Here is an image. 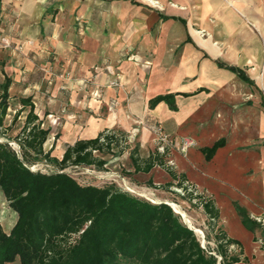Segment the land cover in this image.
<instances>
[{"label": "crops", "instance_id": "crops-1", "mask_svg": "<svg viewBox=\"0 0 264 264\" xmlns=\"http://www.w3.org/2000/svg\"><path fill=\"white\" fill-rule=\"evenodd\" d=\"M3 35L9 98L30 97L45 127L59 119L61 156L76 140L138 123L145 138L154 123L174 141L191 138L184 151L167 148L171 166L213 199L218 225L241 243L232 264H264L251 217L264 216V0H0ZM164 94L174 109L150 105ZM219 139L206 158L201 148Z\"/></svg>", "mask_w": 264, "mask_h": 264}, {"label": "trees", "instance_id": "trees-1", "mask_svg": "<svg viewBox=\"0 0 264 264\" xmlns=\"http://www.w3.org/2000/svg\"><path fill=\"white\" fill-rule=\"evenodd\" d=\"M219 64L248 80L239 68ZM8 87L6 80L0 94V125L9 107ZM159 101L175 108L171 94L154 97L150 105ZM19 103L21 111L26 110L17 136L21 157L0 142V190L17 215L8 232L0 227V264H232L241 260L239 253L229 252L231 245L240 247L241 243L218 225L219 210L212 198L193 196L210 221L214 248L202 244L168 204L151 203L112 184H81L64 171L68 165L102 168L106 161L94 153L110 148L115 141L111 132L76 140L60 158L51 157L43 146L49 127L41 125L30 97H21ZM223 143L219 139L201 151L210 158ZM166 157L167 150H154L141 165L130 155L134 172H148L157 164L174 180L165 187L184 189L191 198L193 190L188 191L185 174L177 173ZM38 158L57 170L29 169L28 164ZM243 222L248 224L246 218Z\"/></svg>", "mask_w": 264, "mask_h": 264}, {"label": "rangeland", "instance_id": "rangeland-1", "mask_svg": "<svg viewBox=\"0 0 264 264\" xmlns=\"http://www.w3.org/2000/svg\"><path fill=\"white\" fill-rule=\"evenodd\" d=\"M3 36L10 40L8 36ZM10 47L0 46V49H8ZM3 73V69L0 67V94L2 92L4 81L2 77ZM13 92H15L14 88L8 90V95L11 96ZM8 104L9 107L3 124L0 125V142L6 143L19 157H21L17 136L19 135L25 120L26 111L21 112L18 98H8ZM43 118L44 126H46L49 124V117ZM57 121H59V119H55V121H53L52 129L49 128L50 134H52L54 138H51L48 143L46 142L43 146L44 150L49 151L51 157L60 158L63 146L57 147L55 145L56 139L59 136V129H57L59 128V125L56 124ZM143 127H145L143 123H138L137 129L130 131L122 129L109 131L115 136V141L110 144V148L105 147L102 152L94 153L96 156L106 161L102 168L98 169L90 165H68L64 168V171L73 176L81 184H92L96 186H106L112 184L122 190L129 191L138 197L146 199L151 203L163 201L169 202L171 207L178 212L181 220L195 232L200 242L214 248V232L211 231L209 224L210 221L203 211L199 200L196 197H193L196 196V194L204 193L196 190L191 185H188V191L193 190L192 197L188 198L184 189L177 188L175 186H171L169 188L165 187V179L161 178V174H164L162 170L165 169L157 164L153 166L154 169L150 172H134L132 161L130 159L131 154H134V156L138 158V161H140L139 163L142 165L143 163L141 160L151 154L152 151L157 150V146H159V144L163 143L165 146V137L168 143L172 140L171 136L165 132L161 124H152V127H149L148 129L149 133L147 138L143 135ZM183 138L185 137H182L175 142L179 145V142ZM166 159L168 160V154ZM167 162L170 164L169 160ZM28 168L33 171H41L43 173H51L57 170L55 165L44 158L33 160L28 164ZM204 195L207 196L206 194ZM16 217V212L10 208L8 201L5 199L0 190L1 229L8 232L14 224Z\"/></svg>", "mask_w": 264, "mask_h": 264}, {"label": "built area", "instance_id": "built-area-1", "mask_svg": "<svg viewBox=\"0 0 264 264\" xmlns=\"http://www.w3.org/2000/svg\"><path fill=\"white\" fill-rule=\"evenodd\" d=\"M0 46L1 47H10L11 41L8 40L5 36H2V37H0ZM105 69L108 72V74H110V75L115 74L114 71L111 70L109 66H106ZM66 76H67V73L59 74V77H61V78L66 77ZM118 84H119L118 80H116L115 78L111 79L110 85L116 86ZM169 143L165 137V146L163 145V143H161V144H159V146H157V150L159 152H164V149L167 150L168 147H172V148L178 149L180 151H184L187 147L194 144V141L189 137H185L179 142V145L174 140H170ZM169 163H170V161H169ZM251 217L261 227L262 234L260 237L257 238V242H258L260 248L264 251V216L263 215H252ZM231 247H234V246L231 245ZM218 258H220V257H218Z\"/></svg>", "mask_w": 264, "mask_h": 264}, {"label": "water", "instance_id": "water-1", "mask_svg": "<svg viewBox=\"0 0 264 264\" xmlns=\"http://www.w3.org/2000/svg\"><path fill=\"white\" fill-rule=\"evenodd\" d=\"M164 202V201H163ZM164 203H166V204H168L169 206H171V204L169 203V202H164ZM172 208V207H171ZM173 209V208H172ZM174 210V209H173ZM175 211V210H174ZM176 212V211H175Z\"/></svg>", "mask_w": 264, "mask_h": 264}, {"label": "bare ground", "instance_id": "bare-ground-1", "mask_svg": "<svg viewBox=\"0 0 264 264\" xmlns=\"http://www.w3.org/2000/svg\"><path fill=\"white\" fill-rule=\"evenodd\" d=\"M175 206V205H174ZM179 210V209H178ZM182 211V210H181ZM190 221V220H189ZM197 229V228H196ZM200 230V229H199ZM196 231H198V230H196Z\"/></svg>", "mask_w": 264, "mask_h": 264}]
</instances>
